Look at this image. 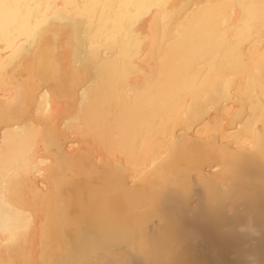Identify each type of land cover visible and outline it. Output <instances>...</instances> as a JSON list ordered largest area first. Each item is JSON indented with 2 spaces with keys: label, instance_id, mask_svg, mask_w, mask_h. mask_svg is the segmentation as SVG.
Returning a JSON list of instances; mask_svg holds the SVG:
<instances>
[{
  "label": "bare ground",
  "instance_id": "6f19581e",
  "mask_svg": "<svg viewBox=\"0 0 264 264\" xmlns=\"http://www.w3.org/2000/svg\"><path fill=\"white\" fill-rule=\"evenodd\" d=\"M262 261L264 0H0V264Z\"/></svg>",
  "mask_w": 264,
  "mask_h": 264
},
{
  "label": "rangeland",
  "instance_id": "374dc122",
  "mask_svg": "<svg viewBox=\"0 0 264 264\" xmlns=\"http://www.w3.org/2000/svg\"><path fill=\"white\" fill-rule=\"evenodd\" d=\"M199 244L203 245V242H200ZM230 258L232 257V255L229 256ZM258 264H264V261H262L261 263Z\"/></svg>",
  "mask_w": 264,
  "mask_h": 264
}]
</instances>
